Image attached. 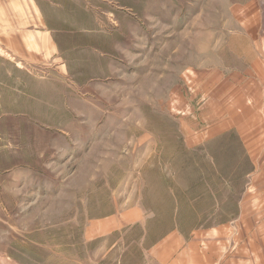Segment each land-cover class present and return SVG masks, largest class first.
I'll list each match as a JSON object with an SVG mask.
<instances>
[{"label":"rangeland","instance_id":"obj_1","mask_svg":"<svg viewBox=\"0 0 264 264\" xmlns=\"http://www.w3.org/2000/svg\"><path fill=\"white\" fill-rule=\"evenodd\" d=\"M95 2L108 36L33 67L0 109L5 263L155 264L167 234L203 227L264 264V113L230 107L245 83L222 101L216 85L247 68L240 26L264 0Z\"/></svg>","mask_w":264,"mask_h":264},{"label":"crops","instance_id":"obj_2","mask_svg":"<svg viewBox=\"0 0 264 264\" xmlns=\"http://www.w3.org/2000/svg\"><path fill=\"white\" fill-rule=\"evenodd\" d=\"M112 1L123 7L146 2ZM96 5L95 0H0V109L13 110L17 103L15 93L31 89L33 79L38 80L33 77V67L62 60L65 52L67 54L70 51L67 46L90 44L98 40L102 42L108 36L107 31L103 30L106 28L103 24L105 20L97 21L93 14ZM263 21L264 19L262 22L255 21L254 28L249 25L240 26L246 31L247 37L238 38L236 43L254 46L253 53L247 57V68L243 66L238 72L234 71L226 81H217V89H221L223 95L221 101L226 98L225 93L235 92L239 82L247 86V102L242 100L245 89L240 88L230 107L262 109L264 113ZM75 40L83 42L77 43ZM69 55L70 53L67 57ZM235 99L241 103L235 105ZM226 106L228 105H221L223 108ZM26 114L25 111L19 112L23 118ZM257 115L256 113L253 119L255 126L258 124ZM262 119L264 123V116ZM263 139L264 136V142ZM252 148H256V145L250 149ZM4 157L0 156L2 171L8 170L6 165L9 157L6 160ZM204 231L202 227L198 233L190 234L193 239L179 231L167 234L152 248L154 259L157 260L155 264H256L253 257L239 255L237 246L225 242L222 231L217 232L215 229L219 236L206 234ZM207 235L216 237L215 241L204 240L203 236ZM248 252H253L252 248L247 249ZM0 264H6L1 255Z\"/></svg>","mask_w":264,"mask_h":264}]
</instances>
